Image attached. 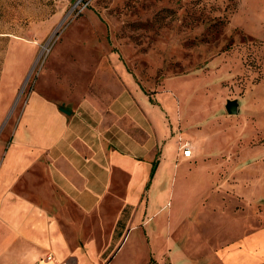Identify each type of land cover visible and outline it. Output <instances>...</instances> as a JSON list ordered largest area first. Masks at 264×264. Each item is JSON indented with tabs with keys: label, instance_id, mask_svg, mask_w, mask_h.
I'll return each mask as SVG.
<instances>
[{
	"label": "rangeland",
	"instance_id": "1",
	"mask_svg": "<svg viewBox=\"0 0 264 264\" xmlns=\"http://www.w3.org/2000/svg\"><path fill=\"white\" fill-rule=\"evenodd\" d=\"M0 22L31 49L1 103L0 160L33 94L72 110L76 133L113 112L119 146L123 125L131 158H109L99 205L66 207L77 264H218L252 214L264 224V0H0Z\"/></svg>",
	"mask_w": 264,
	"mask_h": 264
},
{
	"label": "crops",
	"instance_id": "2",
	"mask_svg": "<svg viewBox=\"0 0 264 264\" xmlns=\"http://www.w3.org/2000/svg\"><path fill=\"white\" fill-rule=\"evenodd\" d=\"M16 40L14 28H2L0 22V109L14 91V73L18 78L24 74L31 58L29 43ZM59 107L37 94L30 96L0 160V264H77L67 242L66 207L86 212L88 205L98 206L105 189L99 178L102 172L107 176L109 158L118 163L131 158L123 125L118 128L119 146L106 136L119 118L113 112L100 116V124L110 125L101 136L100 124L91 122L86 126L92 132L76 133L72 110L67 114ZM252 215L256 224H242L232 247L218 249V264H264V224L259 226L258 213Z\"/></svg>",
	"mask_w": 264,
	"mask_h": 264
},
{
	"label": "water",
	"instance_id": "3",
	"mask_svg": "<svg viewBox=\"0 0 264 264\" xmlns=\"http://www.w3.org/2000/svg\"><path fill=\"white\" fill-rule=\"evenodd\" d=\"M226 110H227L228 114H230V115L236 114L238 111L237 101H235V100L234 101H227Z\"/></svg>",
	"mask_w": 264,
	"mask_h": 264
},
{
	"label": "built area",
	"instance_id": "4",
	"mask_svg": "<svg viewBox=\"0 0 264 264\" xmlns=\"http://www.w3.org/2000/svg\"><path fill=\"white\" fill-rule=\"evenodd\" d=\"M180 152L184 158H189L191 156V151L188 143H184L180 147ZM47 259H51L50 257H47Z\"/></svg>",
	"mask_w": 264,
	"mask_h": 264
},
{
	"label": "trees",
	"instance_id": "5",
	"mask_svg": "<svg viewBox=\"0 0 264 264\" xmlns=\"http://www.w3.org/2000/svg\"><path fill=\"white\" fill-rule=\"evenodd\" d=\"M221 23H222V21H216L215 23L212 24L211 28L217 30L218 27H219V25H220ZM124 215H125V210H123L122 218H125V217H126V216H124ZM122 220H123V219L120 218V220L118 221V223H117V227H118V228H119V227H121V228L124 227V223L122 222Z\"/></svg>",
	"mask_w": 264,
	"mask_h": 264
}]
</instances>
